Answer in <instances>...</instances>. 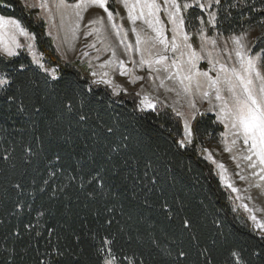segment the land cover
Returning <instances> with one entry per match:
<instances>
[{
    "label": "trees",
    "instance_id": "trees-1",
    "mask_svg": "<svg viewBox=\"0 0 264 264\" xmlns=\"http://www.w3.org/2000/svg\"><path fill=\"white\" fill-rule=\"evenodd\" d=\"M222 4L215 5L213 25L201 9L184 10L192 21L190 39L197 44L192 32L201 21L195 17H202L208 34L257 28L251 52L264 57V5ZM107 6L115 12L113 0ZM37 13L20 0L0 6V15L19 20L56 68L53 79L25 51L0 54V71L11 72L14 81L0 93V264H51L58 252L59 264H103L109 253L116 264L129 258L132 264H237L233 250L244 264H264V240L202 155L203 141L223 131L216 116L197 114L191 143L181 145L182 122L171 108L144 110L134 93L92 83L84 66L62 62ZM21 105L24 112L17 110ZM114 145L118 151H111ZM51 171L57 175L49 179ZM96 171L102 188L87 183ZM17 183L23 191L13 187ZM19 202L23 207L16 209ZM185 218L192 221L189 230H183Z\"/></svg>",
    "mask_w": 264,
    "mask_h": 264
},
{
    "label": "rangeland",
    "instance_id": "rangeland-1",
    "mask_svg": "<svg viewBox=\"0 0 264 264\" xmlns=\"http://www.w3.org/2000/svg\"><path fill=\"white\" fill-rule=\"evenodd\" d=\"M20 1L27 7L29 4L36 2V0ZM158 2L163 4V0H158ZM65 3L68 5H75L79 3V0H65ZM179 3L181 5L189 3L193 5L192 7L199 8L195 6L194 0H184ZM48 4L49 6L46 9L40 8L39 6H36L34 9L38 10V17L44 21L46 33L51 38L61 61L84 66L88 72V78L92 83L93 81H101L95 84L108 86L114 91L134 93L138 97L140 107L144 110L154 109L156 105L164 104L171 108L176 114L177 112L181 113L179 117L182 122L183 144H190L191 142L189 141H192V135L188 138L185 136V121L188 122L191 129L192 120L199 113L214 114L217 118L220 102L215 99L214 90L207 89L205 77H199L204 84V87H202L200 91H197L193 86L191 93H185L177 79L167 78L168 73L164 71L162 64H153L151 67L147 64L141 66V54L136 51V35L131 30L133 24L127 18V10L118 0H113L115 12H113L114 15L111 22L107 19V13L98 6L88 5L86 8H83L81 12L82 19L79 20V27L76 28L75 35H73L72 32V28L76 26L75 22L77 20L75 10L73 8H57L54 0H48ZM203 11L209 20L211 19L209 13H215V5L210 8L206 7ZM183 12L184 10L182 9V14ZM116 13H118V15ZM158 15L164 23V34L170 43L172 38V26L167 22V16L163 6ZM96 17L102 18V24H89V21ZM112 24H116L118 27L113 29ZM135 27L142 30V35L144 37L154 35L147 25L143 24L141 21H136ZM92 28H100L99 36L97 33L91 32ZM201 28L204 29V26L200 22L192 32L196 38L197 44H194V41L190 39V34L185 28V31L189 35V43H191L194 50L203 57L196 61V68L194 71L207 72L209 77H216L220 69V64H225L229 68L233 66L239 67L234 51L236 44L231 39L233 36L240 38L243 49L246 51L247 55L255 58L258 66L264 65L262 52H251L254 39L259 33L257 28H251L239 34L229 35H222L217 31L208 34L204 29V37H210L216 40L215 45L210 42L205 43L202 40L201 36L198 34ZM86 31L90 33L87 36L84 35ZM16 39L21 45V47L15 49L16 53L21 50L25 51L30 56L31 60L32 54L34 53L41 59L45 67L50 69L54 68L56 70L54 66H51L45 61L44 56L35 45L32 34L29 33L28 36L18 35ZM180 40H182V36L178 37V42ZM202 43H204L203 48H201ZM28 45H31V49H29ZM89 45L94 46L89 47ZM129 45L131 48L128 47ZM143 47L144 45L142 44L141 48ZM158 47L162 50V46ZM113 52H115V57H113ZM209 52H211V58L214 61L212 64L209 63ZM85 53H87V55H85ZM0 54L5 56L2 50H0ZM163 54L168 57V64H171L172 60L179 56V53H173L170 48ZM144 55L146 58L148 57L147 52H145ZM110 59L113 60V63L105 64V61ZM117 61H123L126 74L121 75V68ZM216 61H219V63H216ZM172 71L175 72V69ZM93 72L96 73L95 76L92 75ZM105 73H107L106 76L104 75ZM135 77H140V79H135ZM104 80L111 81V83L102 82ZM205 90L209 91V96L207 98L202 94ZM145 98L153 103V108H146L141 103ZM192 105H194V107H192ZM219 121L223 125L222 133L229 134L225 136L220 134L214 141L205 139L200 146L202 155L214 166L221 183L232 192L236 206L244 212L255 231L261 235V230L255 227L250 216L256 215L257 219L264 220V180L259 179V169L249 168L248 161L243 159V155L247 154L243 139H238L231 135V130L225 128L223 121ZM233 139H236L235 145L231 143ZM226 148H230L231 151H226ZM221 164L224 166L223 169L219 166ZM253 171L257 172L256 176L252 175ZM221 176H223L224 179H221ZM241 176H244L245 179H240ZM229 183L232 184L237 191H233L231 187H228ZM243 205H247V209H245ZM107 258H109V256L105 259Z\"/></svg>",
    "mask_w": 264,
    "mask_h": 264
},
{
    "label": "snow or ice",
    "instance_id": "snow-or-ice-1",
    "mask_svg": "<svg viewBox=\"0 0 264 264\" xmlns=\"http://www.w3.org/2000/svg\"><path fill=\"white\" fill-rule=\"evenodd\" d=\"M120 4L127 10V18L133 24L132 32L136 35V51L141 54L140 64L141 66L147 64L151 67L153 64H162L164 71L168 73L169 79H177L185 93H191L193 86L197 91H200L204 84L201 82L199 77L206 78L207 89H212L215 92V99L220 102L219 112L217 114V119L221 120L225 124L226 129L231 130V135L236 138H242L244 145L246 146V155H243V159L248 161V167L252 169H259V179L264 180V65H257L254 57L247 55L246 51L243 49L240 38L231 37L235 42L236 47L234 49L235 56L237 58V63L239 67H227L225 64H220V69L216 77H209L207 72L194 71L196 68V61L203 58L200 54L194 50L193 45L189 43V35L185 31L186 26H191L192 21L186 19L182 14V9L187 10L193 5L189 3H184L181 5L178 0H163V4L158 2V0H118ZM245 0H240V3H244ZM55 6L57 8H73L75 10V16L77 20L75 22V27L72 28L73 35H75L76 28L79 27V20L82 19L81 12L83 8L88 5L98 6L107 13V19L109 22L113 20V11L108 8L109 0H79V3L75 5H68L65 0H54ZM260 3L264 5V0H260ZM195 6H198L202 11L213 5L220 6L221 9L224 8L222 0H194ZM0 6H10V0H0ZM39 6L40 8H48V0H36L35 3L28 5L29 8H35ZM163 6L164 12L167 16V22L171 24L172 38L169 43L165 36L164 23L161 20L158 13L161 11ZM236 4L228 5L229 8L237 7ZM255 11V8L252 9ZM118 15V13H116ZM264 14V12H262ZM209 16L211 19L208 20V24H214L216 13L210 12ZM194 19L200 20L203 23L202 17H195ZM136 21H141L143 24L151 30L154 35L144 37L142 35V30L135 27ZM103 20L101 17H96L89 21V24L96 25L102 24ZM118 26L112 24V28L116 29ZM91 32L97 33L99 36L100 28H92ZM204 29L201 28L198 34L201 36L202 40L207 43L210 42L213 45L216 44V40L210 37H204ZM89 31H86L84 35H89ZM119 34V33H117ZM28 36L27 30L22 27L21 22L17 19H13L9 16L0 15V50L3 51L6 57L16 56V48L21 47L20 43L17 41V36ZM182 36V40L178 42V37ZM126 38V37H125ZM144 45L141 48V45ZM94 45H89L93 47ZM162 46V50L160 47ZM31 49V45H28ZM131 48V46H128ZM204 47V43L201 44V48ZM171 49L173 53H179L176 59H173L171 64L167 63L168 57L163 54ZM148 53L146 58L144 53ZM87 55V53H85ZM113 57H115V52H113ZM186 57V59H185ZM209 63L212 64L214 61L211 58V52L208 53ZM121 68V75L126 74L124 71L123 61H117ZM32 63L36 64L45 73L52 76L53 79L56 78V70L54 68L45 67L41 59L32 54ZM113 60L105 61V64H111ZM219 63V61H216ZM19 68L21 70L25 69L24 64H20ZM175 69V72L172 70ZM93 76L96 75L95 72L92 73ZM105 76L107 73L104 74ZM135 79H140V77H135ZM12 73L9 71H0V93H7V90L11 87L13 83ZM101 81H93V83H98ZM104 83H111V81L104 80ZM203 96L207 98L209 96V91H203ZM6 99L9 102H15L14 95H6ZM141 103L146 108H153V103L147 98L143 99ZM194 107V105H192ZM69 111L72 110V105L69 103L67 105ZM19 112H24L25 108L21 105L17 109ZM181 113L177 112V116ZM194 115V114H193ZM80 120H85L87 117L85 115H80ZM106 131L111 134L113 133V128L109 127ZM184 132L186 138L191 137L192 132L187 121L184 123ZM229 133H221L225 136ZM191 142V141H189ZM181 145L184 143L183 140L178 141ZM232 145L236 144V139L231 141ZM120 145H114L111 147V151H118ZM226 151H231L230 148H226ZM30 151V149H29ZM57 159H59L57 157ZM222 169L224 166L219 165ZM57 175L56 171H51L49 173V179ZM253 176L257 175L256 171L252 172ZM69 180H75V176H69ZM221 179H224L221 176ZM240 179H245L241 176ZM102 176L100 172L96 171L95 175L89 173L87 176V183L89 186L93 184H99L100 188L103 187L101 183ZM44 183L47 185L48 180ZM83 186V185H81ZM15 189L23 191V185L17 183L13 185ZM233 191H237L232 184H228ZM43 190V189H42ZM96 192V189H93ZM23 207V202H19L15 205L16 209ZM29 208L32 206L29 205ZM165 208L168 206L165 204ZM247 209V205H243ZM37 216H42L44 211L37 208L35 209ZM251 211V210H249ZM259 211V210H257ZM170 214V213H169ZM250 219L254 222L255 227L261 230V239L264 240V220L257 219L256 215H251ZM183 230H189L192 228V221L185 218L182 221ZM32 227L31 221L24 225L25 230ZM192 239L195 241L196 237L193 236ZM105 243H110V241H105ZM170 254V253H169ZM203 255V253H201ZM180 257H186L184 251L178 253ZM230 256L236 258L237 264H244V261L240 259V253L233 250L229 254ZM63 256V253H57V256L53 257L51 264H59V258ZM116 257L109 253V258L103 261V264H115ZM129 264H132L129 258ZM207 264H211L209 260Z\"/></svg>",
    "mask_w": 264,
    "mask_h": 264
}]
</instances>
